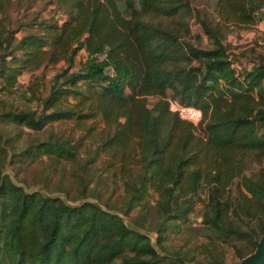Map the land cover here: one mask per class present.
<instances>
[{
	"label": "trees",
	"instance_id": "trees-1",
	"mask_svg": "<svg viewBox=\"0 0 264 264\" xmlns=\"http://www.w3.org/2000/svg\"><path fill=\"white\" fill-rule=\"evenodd\" d=\"M43 1L67 17L14 21L0 0V122L49 129L19 151L0 130V264H225L218 239L242 242L241 259L252 254L264 234V53L238 66L225 39L264 20V0H216L215 22L190 0ZM195 16L207 44L192 31ZM23 26L39 31L17 37ZM58 66L47 91L40 79L21 91V74ZM172 100L199 109L183 110L202 112L199 124ZM10 148L57 162L84 153L85 170L121 182L120 210L136 209L134 222L164 252L112 208L15 181L4 170ZM251 162L259 168L248 175ZM198 201L210 242L167 252V231Z\"/></svg>",
	"mask_w": 264,
	"mask_h": 264
},
{
	"label": "rangeland",
	"instance_id": "rangeland-1",
	"mask_svg": "<svg viewBox=\"0 0 264 264\" xmlns=\"http://www.w3.org/2000/svg\"><path fill=\"white\" fill-rule=\"evenodd\" d=\"M121 1V0H120ZM194 11L200 18H207L212 22L216 20V0H190ZM10 17L16 21L30 20L33 17L44 19L50 16H55L60 22L67 15L62 9L55 10L54 6L49 5L43 0H10L8 10ZM199 17L195 16L191 20V28L193 33L201 32L204 37V43H208L207 36L203 33L201 24L198 20ZM39 31L34 28L23 26L17 37H20L25 32ZM225 43L230 51L233 52V57L238 59V66L251 67L252 61L258 55L264 53V20L260 21L253 30H234L228 33ZM83 53L80 54V57ZM79 60V58H78ZM236 64V65H237ZM61 66V64H60ZM57 68H42L35 73L24 72L20 76V89L21 91L30 84V82L40 79L42 82L41 89L44 91L49 89L50 80ZM159 101L157 97H149L148 105L154 106ZM173 100L171 101V103ZM15 105L17 107H26L27 103L22 97L15 98ZM172 107V106H171ZM188 107L173 106L174 111H178L183 119H188L195 124H199L202 119L184 115L182 110ZM192 108V107H189ZM68 125L55 124L54 130L60 131L67 128ZM0 130H2L6 137L13 139L14 144L18 147L19 151L22 144L30 140H44L48 136L49 129L34 131L31 129H24L21 132L20 128L14 123L0 122ZM16 154L10 148L8 153L9 157L7 164L4 168L5 172L9 174L15 181L26 186L29 190H39L48 194H56L64 197L70 203H78L80 200H91L101 204L103 207L112 208L118 212L125 222L133 225L138 229L146 232L160 251L164 252L161 247L156 245V233L146 228L137 226L134 222V217L137 210H132L129 214H125L121 209L122 199L124 195V188L120 181H115L107 176H101L97 169L89 166L87 170L84 169L83 163L86 159L84 153L77 157V161L64 160L62 162L52 161L48 157L30 160ZM259 165L251 162L246 170L248 175L253 174L258 170ZM87 186V187H86ZM203 194V193H202ZM152 213L151 220L157 219L156 201L151 199ZM203 204L196 202L193 211L190 213L187 220L178 221L179 226L169 229L168 238L165 241V250L169 253L175 251H186L189 248H195L202 243H209L213 233L207 231L203 225ZM244 228V226H243ZM217 243L220 245V251L225 259V264H237L241 258L236 253L235 244L241 246L242 242L239 240H223L218 239ZM199 256V254H198Z\"/></svg>",
	"mask_w": 264,
	"mask_h": 264
},
{
	"label": "water",
	"instance_id": "water-1",
	"mask_svg": "<svg viewBox=\"0 0 264 264\" xmlns=\"http://www.w3.org/2000/svg\"><path fill=\"white\" fill-rule=\"evenodd\" d=\"M237 264H264V234L259 241L256 242V250L241 259Z\"/></svg>",
	"mask_w": 264,
	"mask_h": 264
},
{
	"label": "built area",
	"instance_id": "built-area-1",
	"mask_svg": "<svg viewBox=\"0 0 264 264\" xmlns=\"http://www.w3.org/2000/svg\"><path fill=\"white\" fill-rule=\"evenodd\" d=\"M177 105H179V106H181L178 102H176V101H173L172 103H171V106L173 107V106H177ZM171 107V108H172ZM182 107H184V106H182ZM189 108V107H188ZM192 108H194V107H192ZM185 109V108H184ZM183 109V110H184ZM174 110V109H173ZM183 110H182V112H183ZM194 110H199V109H196V108H194ZM200 112H201V110H200ZM200 117H201V113L199 114V116H198V118L196 119V120H199L200 119Z\"/></svg>",
	"mask_w": 264,
	"mask_h": 264
}]
</instances>
